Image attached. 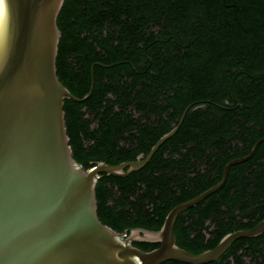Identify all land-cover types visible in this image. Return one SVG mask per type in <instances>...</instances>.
<instances>
[{"label": "trees", "instance_id": "16d2710c", "mask_svg": "<svg viewBox=\"0 0 264 264\" xmlns=\"http://www.w3.org/2000/svg\"><path fill=\"white\" fill-rule=\"evenodd\" d=\"M56 22L60 80L83 96L92 78L85 99L63 105L83 168L146 154L186 109L142 167L97 177L98 217L115 230L158 229L172 206L218 182L230 159L264 137V0H64ZM262 218L264 140L177 215L175 242L200 252ZM198 264H264V231Z\"/></svg>", "mask_w": 264, "mask_h": 264}, {"label": "water", "instance_id": "95a60500", "mask_svg": "<svg viewBox=\"0 0 264 264\" xmlns=\"http://www.w3.org/2000/svg\"><path fill=\"white\" fill-rule=\"evenodd\" d=\"M64 0H0V264H158L216 260L239 237L264 231V218L249 228L225 233L211 248L191 252L175 242L177 215L226 180L172 206L158 229L117 231L97 213L96 179L102 172L126 175L142 167L178 128L162 134L146 154L118 163L103 160L83 168L69 143L64 99L76 96L60 80L56 55L61 30L57 15ZM134 240L159 242L144 250Z\"/></svg>", "mask_w": 264, "mask_h": 264}]
</instances>
